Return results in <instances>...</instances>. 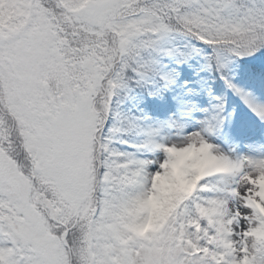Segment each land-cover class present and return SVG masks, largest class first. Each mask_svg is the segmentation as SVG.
I'll return each instance as SVG.
<instances>
[{
  "label": "snow or ice",
  "instance_id": "snow-or-ice-1",
  "mask_svg": "<svg viewBox=\"0 0 264 264\" xmlns=\"http://www.w3.org/2000/svg\"><path fill=\"white\" fill-rule=\"evenodd\" d=\"M174 37L264 80V0H0V264H264V152L209 142L223 101L179 140L115 107L174 85ZM160 179L165 222L141 236Z\"/></svg>",
  "mask_w": 264,
  "mask_h": 264
},
{
  "label": "trees",
  "instance_id": "trees-1",
  "mask_svg": "<svg viewBox=\"0 0 264 264\" xmlns=\"http://www.w3.org/2000/svg\"><path fill=\"white\" fill-rule=\"evenodd\" d=\"M172 43L181 47L185 53L184 58H181L179 63L176 62L175 58H165V62L169 67L174 69V85L164 89L159 97H149L140 88H130L126 94L115 98L114 104L117 111H127L128 105L138 106L139 110L147 118L146 122L153 127H158L163 117L157 109V98L167 96L168 92H170L173 101L170 100L169 105L174 115L170 121L172 124H175L178 121L186 120L184 116L188 112L190 115H193L187 107L188 101L194 102V105L200 104L204 95L212 90L222 91L221 88L227 86L225 81L221 79L222 74L227 75L229 79L245 76L253 85H257L258 83L259 78L250 77L243 71L244 66L238 58H230L227 61L226 69H218L211 49L183 37L172 38ZM193 47L198 49V51H193ZM184 67L190 69V78L192 81L190 85H186L179 78V72ZM118 147L129 151L132 150L128 145H118ZM179 181L180 177H177V184H179ZM170 190L171 185L166 186L161 189V197L149 199L146 204L147 218L135 229L139 235L155 234L160 231L168 211L167 195Z\"/></svg>",
  "mask_w": 264,
  "mask_h": 264
},
{
  "label": "rangeland",
  "instance_id": "rangeland-1",
  "mask_svg": "<svg viewBox=\"0 0 264 264\" xmlns=\"http://www.w3.org/2000/svg\"><path fill=\"white\" fill-rule=\"evenodd\" d=\"M179 78L186 85L192 83L190 78V69L184 67L179 72ZM241 89L245 90L256 101L264 103V80H259L257 87L253 85L246 77H235L231 80ZM212 90L204 95L200 104L194 105V102L188 101L187 107L193 115L186 114L181 122L171 123L174 117L172 111L168 107L165 98H157V108L163 116L168 115L165 119L162 115L160 127L161 135L169 140H179L183 134L200 130L204 127V121L216 116L218 109L215 107L220 101H223V112H219L223 116V122L219 127L214 128L211 133H204L209 142L219 146L221 150L232 155H257L264 152V122H261L244 104L240 96L235 94L232 89ZM235 103L241 109L233 108L230 103ZM189 119V120H187ZM215 124V121H211ZM157 152L155 156H161ZM156 192L151 198H159L162 195L161 189L169 186L167 179L155 181ZM150 198V199H151Z\"/></svg>",
  "mask_w": 264,
  "mask_h": 264
}]
</instances>
